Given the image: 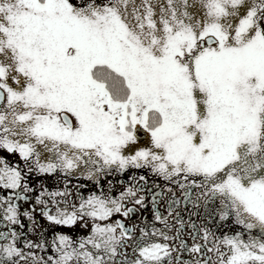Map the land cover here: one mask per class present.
Listing matches in <instances>:
<instances>
[{
    "label": "snow or ice",
    "instance_id": "snow-or-ice-1",
    "mask_svg": "<svg viewBox=\"0 0 264 264\" xmlns=\"http://www.w3.org/2000/svg\"><path fill=\"white\" fill-rule=\"evenodd\" d=\"M0 149L26 169L0 159V187L15 194L0 197V264H264V0H0ZM82 165L90 178L147 169L175 186L167 215L152 196L163 227L112 219L137 212L126 201L145 206L140 176L70 210L55 199L66 193H48L53 212L41 192L47 221L90 219V232L56 233L46 259L34 251L46 241L19 247L26 175ZM182 202L229 230L188 224L189 247Z\"/></svg>",
    "mask_w": 264,
    "mask_h": 264
},
{
    "label": "flooded vegetation",
    "instance_id": "flooded-vegetation-1",
    "mask_svg": "<svg viewBox=\"0 0 264 264\" xmlns=\"http://www.w3.org/2000/svg\"><path fill=\"white\" fill-rule=\"evenodd\" d=\"M44 155L47 154L45 153ZM0 159L6 160L12 166H19L22 171H26L24 168V161L19 158L18 154L8 153L6 150L0 149ZM140 176H144L147 181L146 190L141 193L145 195V206L141 208L139 205H133L131 202L126 201V206L136 207L137 212L131 214L130 218L115 215L112 219L122 220L128 227H132L133 225L142 226L141 222L146 221L149 225L155 223L156 227L162 228L163 225L159 222H155L153 219L152 196L156 192L162 193L161 196L157 198V207L163 215H167L166 201L170 197L166 192V189L167 187L175 186L169 185L161 178L150 174L147 169L130 168L126 169L124 172H112L110 174H101L91 178L87 175V170L83 168V165L80 170H74L71 174L61 173L59 171L51 174H40L36 171L28 173L25 180L31 191L25 193L21 190L20 195L27 196V199L15 201L20 213V223L13 225L12 227H14L18 233L22 234L18 241V246L24 248L25 240H31L36 243L46 241L47 244L44 251L34 249L37 256H44L46 259L49 255H53L51 242L56 233L66 234L73 239H77L79 237L87 236L90 232L92 223L90 219L87 220L88 227H82L83 221L77 222L72 226L54 225L47 221V219L42 215V206L36 204L35 198L39 196L41 192L45 193L42 198L49 201V207L53 212L55 209L50 203L52 198L48 196V193H66V196H57L55 199L62 204L66 201L70 210L73 204L77 206L79 205L81 196L87 198V196L92 193L100 194L101 191H103V193L107 196L118 197L119 194L127 187H138L140 185H144L145 181L139 180ZM157 185H159V187H156ZM10 195L15 200V194H13L11 190H6L0 187V197H8ZM178 210L180 211V216L186 225L181 238L186 241L189 247H191L193 243V238L189 235L192 229L187 227L188 224H195L197 228L208 227L212 229L216 235H220L222 232L229 230L228 228L217 229L214 223H210L202 216H190L189 212L191 211V206H185L183 202L179 206ZM25 211L31 214V220H29L27 216L23 215ZM2 215V212H0V232L7 231V228L5 227L7 222L2 219ZM171 222L170 218V223ZM232 231H235V226L232 227ZM170 234H175L174 229ZM178 243L179 242L177 241V244ZM24 250L27 251V249ZM128 252L131 253V249H129ZM179 254L183 260H189L191 258L187 251Z\"/></svg>",
    "mask_w": 264,
    "mask_h": 264
}]
</instances>
